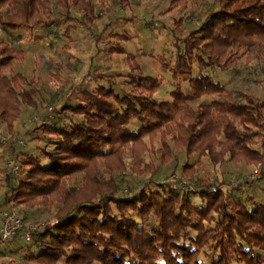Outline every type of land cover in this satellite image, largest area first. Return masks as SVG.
<instances>
[{
	"label": "trees",
	"instance_id": "1",
	"mask_svg": "<svg viewBox=\"0 0 264 264\" xmlns=\"http://www.w3.org/2000/svg\"><path fill=\"white\" fill-rule=\"evenodd\" d=\"M166 1L169 11L189 0ZM212 1L200 25L177 40L181 47L174 63L156 57L175 86L170 100L153 99L162 81L145 74L127 55L132 65L123 87L111 75L98 73L95 80L106 85L99 83L90 91L76 87L68 93L61 88L51 95L53 106L57 98L62 99L58 116L49 121L44 111L40 116L50 150L42 149L41 155L22 152L24 148L11 150L20 177L16 180L9 172L4 176L0 207L56 205L52 216L57 224L24 241L28 251L24 260L37 264H264V186L256 192L247 181L230 189L199 181L183 191L151 180L128 185L121 176L117 182H99L102 174L123 169L125 148L147 152L143 138L155 133L165 139L161 145L167 159L171 157L169 139L186 158L196 154L213 166L244 161L259 167L264 177V97L233 94L206 73L212 65L230 67L241 52L261 54L264 0ZM54 9L61 10L67 20L88 26L99 13L93 0H0V33L39 25L50 35ZM114 37L130 38L120 33ZM112 48V52H123L119 46ZM25 56V51L0 37V121L9 132L7 138L13 136V124L24 108L36 116L46 102L32 79L13 72ZM180 83L187 88L182 90ZM206 96L216 101L191 107ZM132 121L138 125L135 130L128 128ZM188 164L181 169H188ZM77 173L84 182L69 186ZM209 185L215 188L210 190ZM17 239L23 241L20 237L10 240L8 251Z\"/></svg>",
	"mask_w": 264,
	"mask_h": 264
},
{
	"label": "rangeland",
	"instance_id": "2",
	"mask_svg": "<svg viewBox=\"0 0 264 264\" xmlns=\"http://www.w3.org/2000/svg\"><path fill=\"white\" fill-rule=\"evenodd\" d=\"M167 2L166 0H125L119 3L118 0H93L99 13L92 26L67 20L61 10L54 9L50 17L53 19V24L49 27L52 32L50 35L46 34L48 32L41 26L32 25L30 29L7 35L1 32L0 37L13 44L15 48L25 51L24 62L16 64L13 72H20L26 79L34 81V86L40 89L46 101L43 107L52 105L50 97L58 89L64 88V92L68 93L76 87L90 91L99 83L106 85L103 80H95L94 76L98 73L111 75L114 82L122 86L124 75L132 65L126 60L127 55L133 57L134 63L140 66L145 74L162 81V86L153 99L168 101L169 92L174 90L175 86L170 80V74L161 68V63L156 57H162L173 64L176 53L181 47L177 40L200 25L209 13V5L214 1L189 0L185 6L169 11H167L169 7ZM74 14L76 17L80 16L77 11H74ZM114 33L125 34L130 38L114 37ZM114 46L121 47L123 52H112ZM261 51L260 55L241 52L239 58L230 67L221 68L212 65L206 69V73L233 94L247 93L263 98L264 49ZM89 69L91 74H88ZM193 74L195 75V72ZM179 87L185 90L187 84L180 83ZM57 99L56 105H52L55 108L53 110L54 114L56 113L55 117L58 116L56 110H59V102L62 98ZM214 100L216 101V97L213 96L201 97L190 105L195 109L199 104L203 105ZM43 107L38 110L40 114H36L38 118L36 124L31 125L34 114L29 113L28 108H24L28 112L23 110L22 115L13 124V135L26 145L22 152L41 155L42 149L52 148L51 145L49 146V137H46L40 127L43 123L40 118L45 109ZM3 125L0 121V136L7 138L9 132ZM34 126L35 130L31 131ZM137 127L135 121L128 126L131 130ZM164 140L162 134L155 133L151 138H143V146L147 152L141 149L136 152L125 148L122 155L123 169L112 175L102 174L99 182L102 185L117 182L121 176L128 185L140 180H151L156 183H168L172 188L182 189V186H185L189 190V187H193L199 181H210L220 185L222 189H230L236 187L237 182L246 181L244 180L246 176L256 169L260 171V176L252 186L256 192L264 186L261 169L255 165L239 161L213 166L208 158L196 154L186 158L184 152L169 139L166 140V144L168 143L171 157L167 159L166 156L164 157V149L161 145ZM186 163H189V168L182 170ZM7 172L0 147V195L4 189V176ZM152 174L155 176H151ZM83 182L82 174L77 173L68 185L78 187ZM209 188L212 190L215 186L209 185ZM55 206L47 205L44 208L13 206V209L21 218L26 217V223L53 222L56 220L52 216ZM25 245L27 243L17 239L13 248L9 249L11 253L7 249L3 250V254L0 253V264H37L23 259V256L28 254Z\"/></svg>",
	"mask_w": 264,
	"mask_h": 264
},
{
	"label": "built area",
	"instance_id": "3",
	"mask_svg": "<svg viewBox=\"0 0 264 264\" xmlns=\"http://www.w3.org/2000/svg\"><path fill=\"white\" fill-rule=\"evenodd\" d=\"M55 108L52 105H46L44 109V115L47 117L48 121L54 118ZM38 121L37 116H33L31 119V124ZM27 128V127H26ZM13 135L11 138H6L0 136V147L2 149V154L4 156L5 167L8 169L9 174L13 175L15 179H19V165L16 164L15 157L12 153V149H22L26 148L23 141L16 138ZM260 176V171L254 169L251 171L244 180L254 184L257 178ZM235 185V184H233ZM183 191H188V187L182 186ZM18 213L10 206L8 209L0 207V252L6 249L10 240L15 237H20L23 241L28 242L36 234L42 232L46 228L53 227L57 224V221L53 222H34L26 223L22 218L17 215Z\"/></svg>",
	"mask_w": 264,
	"mask_h": 264
}]
</instances>
